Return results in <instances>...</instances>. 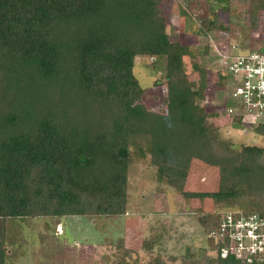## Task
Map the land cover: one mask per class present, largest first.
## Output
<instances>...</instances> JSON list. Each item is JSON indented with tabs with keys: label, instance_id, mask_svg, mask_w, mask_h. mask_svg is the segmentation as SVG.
Returning a JSON list of instances; mask_svg holds the SVG:
<instances>
[{
	"label": "trees",
	"instance_id": "1",
	"mask_svg": "<svg viewBox=\"0 0 264 264\" xmlns=\"http://www.w3.org/2000/svg\"><path fill=\"white\" fill-rule=\"evenodd\" d=\"M163 1L0 0V264L13 258L10 228L17 222L50 219L56 230L70 217L124 216L136 157H150L157 189L199 200L195 208L207 234L217 235L215 249L164 257L155 251L159 240H145L142 254L118 239L117 264H241L231 252L221 256L232 245L219 225L231 211L264 216V148L235 147L206 125L198 100L207 72L200 70L203 89L192 90L184 60L192 50L170 40ZM232 2L197 3L204 11L198 33H229L209 16ZM261 11L264 0H249L254 29ZM138 55L166 60L155 81L166 86L165 114L146 105L147 90L134 73ZM218 76L225 87L229 76ZM232 120L233 128L242 126V116ZM256 130L264 135V124ZM194 161L218 170L217 190H187ZM206 200L214 212H205Z\"/></svg>",
	"mask_w": 264,
	"mask_h": 264
},
{
	"label": "rangeland",
	"instance_id": "2",
	"mask_svg": "<svg viewBox=\"0 0 264 264\" xmlns=\"http://www.w3.org/2000/svg\"><path fill=\"white\" fill-rule=\"evenodd\" d=\"M197 3L205 6L204 0H164L160 8L164 12L170 40L183 43L192 50V55L184 58L192 90L203 89L200 70L207 72L205 97L198 100L209 115L206 125L217 128L220 139L232 142L235 147L244 144L264 148V135L256 130L263 123L257 118L242 116V126L232 127L233 117L228 109L236 104L232 98L236 82L233 77L231 79L230 71L223 62L226 55L264 51V11L259 13V26L254 29L250 25L249 0H233L229 11L218 9L209 16L228 26L230 32L213 31L206 36L198 33L199 15L204 11H198ZM180 7L186 10L184 15ZM206 46H215V52H211L210 57L201 53ZM165 66V58L156 60L138 55L134 59V73L147 90L144 98L147 107L162 114L167 110V90L164 84L156 85L155 81L163 77ZM219 72L229 76L225 87L220 85ZM156 174L150 157L146 160L134 159L129 168V201L124 216L95 219L70 217L56 230L50 219L12 225L9 248L13 251V258L10 264H117L118 239H121L124 249L142 254H145V240H159L155 251L163 256H181L189 251L198 255L202 249H215V238L207 234V227L200 222L203 214L195 208L200 205L199 200L186 201L167 187L157 189ZM190 179L192 184L188 191H215L218 170L194 161ZM203 205L206 213L216 210L211 200H206ZM157 228L160 229L156 231ZM159 235L169 239L153 238ZM106 256L110 259H104Z\"/></svg>",
	"mask_w": 264,
	"mask_h": 264
},
{
	"label": "built area",
	"instance_id": "3",
	"mask_svg": "<svg viewBox=\"0 0 264 264\" xmlns=\"http://www.w3.org/2000/svg\"><path fill=\"white\" fill-rule=\"evenodd\" d=\"M223 57L224 65L236 82L232 92L236 104L228 109L229 115L257 118L264 124V51ZM219 233L232 245L230 251L222 249V257L226 258L231 252L241 264L264 263V216L227 212L221 218Z\"/></svg>",
	"mask_w": 264,
	"mask_h": 264
}]
</instances>
